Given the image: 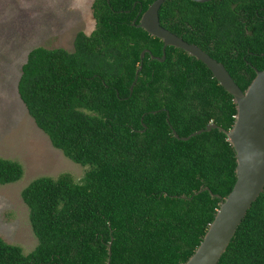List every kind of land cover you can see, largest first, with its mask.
<instances>
[{"label": "trees", "instance_id": "1", "mask_svg": "<svg viewBox=\"0 0 264 264\" xmlns=\"http://www.w3.org/2000/svg\"><path fill=\"white\" fill-rule=\"evenodd\" d=\"M154 0H95L96 28L74 49L37 46L18 93L37 126L73 161L22 197L38 244L25 253L0 236V264H184L237 180L230 129L237 106L207 65L133 24ZM161 24L222 62L243 89L264 69V0H165ZM146 52L138 80L135 74ZM24 168L0 157V184ZM202 187L209 190L197 193ZM212 192H211V191ZM218 264H264V190Z\"/></svg>", "mask_w": 264, "mask_h": 264}, {"label": "rangeland", "instance_id": "2", "mask_svg": "<svg viewBox=\"0 0 264 264\" xmlns=\"http://www.w3.org/2000/svg\"><path fill=\"white\" fill-rule=\"evenodd\" d=\"M95 0H0V157L22 164L24 174L0 184V236L30 253L38 244L22 190L41 176L71 173L80 181L89 168L67 157L37 126L18 93L22 65L37 46L74 49L79 31L96 28Z\"/></svg>", "mask_w": 264, "mask_h": 264}, {"label": "water", "instance_id": "3", "mask_svg": "<svg viewBox=\"0 0 264 264\" xmlns=\"http://www.w3.org/2000/svg\"><path fill=\"white\" fill-rule=\"evenodd\" d=\"M194 1L207 2L210 0ZM164 2L165 0H154L143 12L139 22L136 23L137 19L133 21L136 26L144 28L152 36L163 40V57L150 53L151 57L161 61L165 60L167 46H175L185 50L207 65L220 84L233 95L237 106L235 122L230 129L211 122L205 128L184 137H181L173 129L177 138L188 140L194 135L218 128L227 135L236 152L237 165L235 171L237 180L235 185L225 198L212 193L221 198L220 207L213 221L209 224L201 243L184 263L218 264L236 234L238 226L264 190V69L256 68V76L246 90H243L222 62L211 56L199 45L188 42L161 24L159 10ZM146 52L150 51L144 49L141 52V64L136 71L131 91H133L138 80ZM205 190H209V188L202 187L197 193ZM111 245L110 242L109 257L106 264L111 262Z\"/></svg>", "mask_w": 264, "mask_h": 264}]
</instances>
